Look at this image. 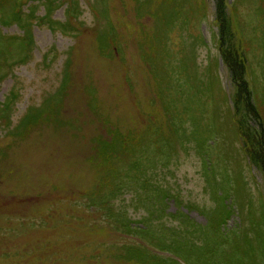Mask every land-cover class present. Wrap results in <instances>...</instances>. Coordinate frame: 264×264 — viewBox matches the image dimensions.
Wrapping results in <instances>:
<instances>
[{
	"label": "rangeland",
	"instance_id": "1",
	"mask_svg": "<svg viewBox=\"0 0 264 264\" xmlns=\"http://www.w3.org/2000/svg\"><path fill=\"white\" fill-rule=\"evenodd\" d=\"M22 1L0 264H264V0Z\"/></svg>",
	"mask_w": 264,
	"mask_h": 264
},
{
	"label": "trees",
	"instance_id": "2",
	"mask_svg": "<svg viewBox=\"0 0 264 264\" xmlns=\"http://www.w3.org/2000/svg\"><path fill=\"white\" fill-rule=\"evenodd\" d=\"M25 1H26V0H25ZM30 14L32 15V14H34V12H32V13H30ZM47 15H48V14L45 13V14H44L42 17H40V18H41V19H44ZM28 16H29V15H28ZM14 24H15V23L13 22V24L11 23L10 26H14ZM226 24H227V20H226ZM224 27H225V30H224V31L226 32V31H227L226 29H228V27H227V25H225ZM17 28L19 29L20 27L17 26ZM223 38H224V37H223Z\"/></svg>",
	"mask_w": 264,
	"mask_h": 264
}]
</instances>
